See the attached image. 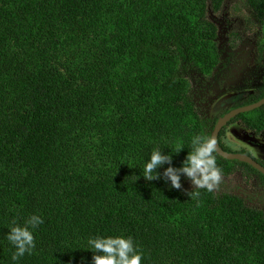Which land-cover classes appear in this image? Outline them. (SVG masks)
Instances as JSON below:
<instances>
[{"label":"trees","instance_id":"obj_1","mask_svg":"<svg viewBox=\"0 0 264 264\" xmlns=\"http://www.w3.org/2000/svg\"><path fill=\"white\" fill-rule=\"evenodd\" d=\"M240 1L260 15L243 31L256 27L264 61V0ZM224 2L0 0V264H92L97 235L131 237L142 264H264V210L224 181L208 191L182 175L174 188L169 165L138 177L154 149L179 168L194 137L211 140L187 74L215 76L209 11ZM258 85L230 110L263 98ZM239 118L264 129V105ZM212 153L220 174L239 164L264 178ZM32 215L43 219L35 248L13 261L9 226Z\"/></svg>","mask_w":264,"mask_h":264},{"label":"clouds","instance_id":"obj_2","mask_svg":"<svg viewBox=\"0 0 264 264\" xmlns=\"http://www.w3.org/2000/svg\"><path fill=\"white\" fill-rule=\"evenodd\" d=\"M229 2L233 5L228 6ZM242 4L243 3H241L240 0H225L220 12L225 8V6H228L229 14L240 16V14L237 15L236 13H232L231 9L235 5H238L240 6L241 11ZM209 13L219 14L213 12L212 10H210ZM210 14L209 18L210 20H212ZM212 21L216 24L214 20ZM193 85L195 86V82ZM200 113L202 112L200 111ZM217 123L212 129L211 140L201 136H196L193 138L192 149L188 152L182 166L179 168L171 166L173 160L172 152L166 153L164 150H160L159 148L154 149L148 160L144 163L143 168L140 169L141 174L140 176H138L139 179L142 176L147 181L159 180L161 179V173L159 169L164 168L165 165H169L164 169V177L166 178V180L171 182L172 187H181V180L183 175L191 179L195 187L207 188L208 191H212L214 186L219 182L220 178L222 181H224L222 179V176L229 177L236 170V165L230 167V172L226 175L222 173L220 174L219 170L216 167L218 161L216 160V155H214L212 152L214 150L217 153V150H215L213 146L212 133L213 130H215ZM232 127L233 125L231 126V128ZM239 130L243 131L242 128H240ZM218 143L227 152L237 153L224 148L219 140ZM217 155L223 158V160L221 161V165L224 168L227 167V161L243 162L238 159H227L218 153ZM196 194L199 195L198 192ZM42 223V217H40L39 215H32L25 221L23 225L14 222L9 226L10 231L7 233V240L15 247V252L12 256L13 261L19 260L26 253L31 254V252L35 248V236L33 230ZM87 250L93 253L92 264H142L143 260V254L137 251L131 237L100 235L90 237L87 241Z\"/></svg>","mask_w":264,"mask_h":264},{"label":"rangeland","instance_id":"obj_3","mask_svg":"<svg viewBox=\"0 0 264 264\" xmlns=\"http://www.w3.org/2000/svg\"><path fill=\"white\" fill-rule=\"evenodd\" d=\"M232 5L233 4L229 2L228 6ZM228 6H225L219 14H210L211 19L216 22L219 28L218 41L220 50L225 47V44L228 41V34L232 30L241 32V38H246V36L248 39H250V37L253 38V33L243 32V26L248 19L255 20L260 16L257 15V11L250 4L245 2L242 4V10L239 12L240 16L229 14ZM254 57V43L247 41L235 52L231 59L232 63L224 68V70L220 71V73L217 72L210 82H208L209 79L208 81L196 80L193 72L187 74L195 81V88L199 89L201 87L203 90L196 97L198 109L203 115L207 116L208 110L211 107L220 109L219 112H225L233 103L237 102L238 98H240L243 93H246L247 96L250 91L261 82L262 76L264 75V61H261V59L254 60ZM221 82L223 83L221 84ZM208 85H210V87H207ZM209 91H211V94L208 93ZM227 131L229 132L230 140L227 144L234 146H239V144H241L251 153L252 151H255L259 156H264V146H255L244 141L242 139L244 138L243 131L239 129L237 130L235 126ZM243 179L245 178L242 176H232L226 178L227 182L224 181L225 185L222 186L226 190L237 189L238 192H242L241 189L244 187L239 186L243 183ZM219 181H222L221 178ZM256 183L258 184V182L254 180L246 187L256 191L259 188Z\"/></svg>","mask_w":264,"mask_h":264},{"label":"flooded vegetation","instance_id":"obj_4","mask_svg":"<svg viewBox=\"0 0 264 264\" xmlns=\"http://www.w3.org/2000/svg\"><path fill=\"white\" fill-rule=\"evenodd\" d=\"M243 32H245V33H253L254 37L253 38L250 37V39H248L247 36H246V38H241V32H240V34L238 36H235L234 38L230 37L229 34H228V41L225 44V47L223 49H221L222 51L220 50L219 41H217L219 51H221L220 53H221L222 62L220 64L219 68H217V71L215 72L214 75H216L217 72L220 73V71L224 70V68L228 67L232 63L231 59L234 56L235 52L237 50H239L240 46L242 44H245L247 41L254 43V54H255L254 60L259 59L257 51H256V49H257V47H256V39H257V33H258L256 27L253 26L250 30H247V32L245 30ZM262 78H264V75L262 76ZM210 80L208 82H210ZM222 83L223 82H221V84ZM258 86L259 85L254 87L251 91L253 92ZM207 87H210V85H208ZM199 89H200V91H203L201 87ZM210 92L211 91H209L208 93L211 94ZM197 95H199V94L195 95V99H196ZM245 95H246V93H243L242 96L240 98H238V99H241ZM246 97H248V95ZM196 103H197V101H196ZM197 107H198V105H197ZM217 110L220 111V109H216L214 107H211L208 110L207 116H205V115H203L201 113L205 129L206 128H210V126L212 124H213V128H214V126L218 122V120L221 117L225 116L232 109L230 110V107H229L228 109H226L225 112H223V111L222 112H219V111L217 112ZM221 114H223V115L221 116ZM239 114H237V116ZM215 115H216V118L212 119V117H214ZM237 116H235L233 118H236ZM232 119H230L227 122V124L223 126V128L221 129V131L219 133L218 140L220 141L222 146L224 148L230 150V151H233V150H236V151L244 150L245 151L246 150L250 157H252L259 164L264 166V156L263 155L259 156V154H257V152L255 153V151H252V153H251L249 150L245 149V147L243 145H241V144H239V146H234V145L227 144V142H230L227 130H229L231 128V126L233 125V127L235 126L238 129H240V128L243 129L244 138H242V139L244 141H246V142H248V143H250L252 145H255V146H264V129L256 130V129L252 128V125L244 124L242 118H239V119L235 120L233 123H232ZM232 176H234V177L235 176H239V177L242 176L247 181H249V182H247L245 179H243V183L245 185L243 183H241L240 186H239V187H241V186L244 187L243 189H241L242 192H238L237 189H234L233 191L236 192V193H239L240 195H242L244 197L245 201L250 206L264 210V203H263L264 202V178L261 177L258 173H255V171L250 170V169L247 170L243 165H239V164H236V170L229 177H223L222 176V179L225 182H227L226 178H230ZM254 180H256L258 182V184L257 183L256 184L259 186V188L256 191H253L249 187H246L250 183H252Z\"/></svg>","mask_w":264,"mask_h":264},{"label":"water","instance_id":"obj_5","mask_svg":"<svg viewBox=\"0 0 264 264\" xmlns=\"http://www.w3.org/2000/svg\"><path fill=\"white\" fill-rule=\"evenodd\" d=\"M262 105H264V97L261 98L260 100L256 101V102H253V103L232 109L230 112H228L224 117H222L218 121V123L215 127V130H213V133H212V141H213V146H214L215 150H217V153L220 154L221 156H223L227 159H238L240 161L246 162L264 174V166L259 164L256 160H254L248 154L241 153V152H237V153L227 152L218 143V133H219L220 129L224 125H226L230 119L237 116V114H239V113L254 110L255 108L260 107Z\"/></svg>","mask_w":264,"mask_h":264}]
</instances>
